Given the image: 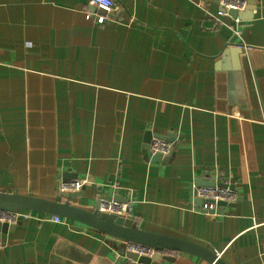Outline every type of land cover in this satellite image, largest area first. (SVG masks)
Wrapping results in <instances>:
<instances>
[{
  "label": "crops",
  "instance_id": "1",
  "mask_svg": "<svg viewBox=\"0 0 264 264\" xmlns=\"http://www.w3.org/2000/svg\"><path fill=\"white\" fill-rule=\"evenodd\" d=\"M116 3L98 25L89 0H0V191L62 200L60 181L85 177L72 205L127 202L140 229L264 264V0L240 20L218 0ZM147 131L174 135L160 163ZM212 176L238 199L218 214L191 193ZM26 212L0 264H137L121 240ZM162 254L151 264H206Z\"/></svg>",
  "mask_w": 264,
  "mask_h": 264
},
{
  "label": "water",
  "instance_id": "2",
  "mask_svg": "<svg viewBox=\"0 0 264 264\" xmlns=\"http://www.w3.org/2000/svg\"><path fill=\"white\" fill-rule=\"evenodd\" d=\"M245 1L246 6L244 8L247 10V12H249L253 9L254 0ZM220 10H222L221 7ZM228 14L232 19L240 20L243 19L242 16L244 14V11L230 9L228 10ZM228 53L229 51L226 49L223 52L224 55H227ZM152 136L153 135L150 133V131H147L145 134L147 154L150 158V161L160 163L168 157L162 156L158 153L151 154L148 148V142ZM173 136L174 135H172L171 133H167L165 135H156L155 137L172 142ZM65 177L66 176H63L62 178ZM198 186H217L222 188L228 187L233 191L235 189L233 185L223 182L220 178L214 176L206 179L200 177L193 180V182L191 183V193L193 187ZM73 194L76 193L60 192L59 195L62 200H52L33 195H21L17 193L0 191V210L9 212L25 210L41 213L45 216L55 215L65 219L77 221L90 228L105 233L113 238L121 240V258L127 257L128 259L135 261L137 264H151L153 261H158L160 259L172 260L173 258L171 256L162 254L166 251L171 253H184L192 255L203 260L206 264H227L217 253L209 249L206 245H201L181 238L145 231L143 229H140L139 227H136L133 224L132 219H130L129 217L100 212L98 211L97 206L93 210H87L72 205L70 203V199L73 197ZM194 201H196L199 206H201L203 202V200L199 198H195ZM234 203L235 202L226 203L224 201H217L215 209L211 210L210 213L218 214L221 207H230ZM18 222L19 221L14 224L0 222V232L11 231ZM126 242H133L151 247L156 251V253L151 258L145 256H137L133 252L124 250Z\"/></svg>",
  "mask_w": 264,
  "mask_h": 264
},
{
  "label": "built area",
  "instance_id": "3",
  "mask_svg": "<svg viewBox=\"0 0 264 264\" xmlns=\"http://www.w3.org/2000/svg\"><path fill=\"white\" fill-rule=\"evenodd\" d=\"M90 4L95 8L102 9L105 11L104 15H92L91 12H86L85 17L92 19L96 24L101 25L110 20V14L117 8L116 0H89ZM219 6L222 8L221 11L228 14V10H242L245 7V0H218ZM221 13V12H220ZM237 20V19H235ZM148 148L151 154H161L162 156H168L173 150L172 142L165 139L153 137L148 143ZM88 182L87 178L81 177L72 180H63L57 186L59 192H70L76 193ZM193 198H199L203 200L199 210L203 213H210L211 210L215 209L217 201H224L231 203L236 200V193L228 187L222 188L217 186H198L192 189ZM97 209L100 212L111 213L120 216H126L130 210V205L127 202H120L110 199H100L97 205ZM28 212L25 210H18L15 212L2 211L0 210V222L7 224H14L20 219L28 216ZM56 222H62L60 216L53 215L52 218ZM125 251L135 253L137 256L152 257L156 251L138 243L126 242ZM264 251V249H263Z\"/></svg>",
  "mask_w": 264,
  "mask_h": 264
},
{
  "label": "rangeland",
  "instance_id": "4",
  "mask_svg": "<svg viewBox=\"0 0 264 264\" xmlns=\"http://www.w3.org/2000/svg\"><path fill=\"white\" fill-rule=\"evenodd\" d=\"M243 10V9H242ZM237 11H241V10H237ZM221 13H223V14H225L226 12H224V11H220Z\"/></svg>",
  "mask_w": 264,
  "mask_h": 264
},
{
  "label": "bare ground",
  "instance_id": "5",
  "mask_svg": "<svg viewBox=\"0 0 264 264\" xmlns=\"http://www.w3.org/2000/svg\"><path fill=\"white\" fill-rule=\"evenodd\" d=\"M99 202V201H98Z\"/></svg>",
  "mask_w": 264,
  "mask_h": 264
}]
</instances>
